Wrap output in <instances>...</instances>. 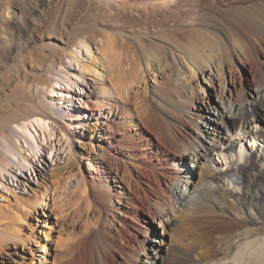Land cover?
<instances>
[{"label": "bare ground", "instance_id": "bare-ground-1", "mask_svg": "<svg viewBox=\"0 0 264 264\" xmlns=\"http://www.w3.org/2000/svg\"><path fill=\"white\" fill-rule=\"evenodd\" d=\"M102 1L113 8L120 0ZM175 1L153 0L151 8L153 13L165 11L161 19L157 16L158 24L177 27L180 35L162 34V50L153 55L138 44L142 64L132 81L119 87L132 52L127 42L133 37L139 41L140 34L158 37L153 30L145 27L134 34L125 26H113L118 37H110L74 23L72 33L57 26V36L42 31L43 24L66 0H0V72L7 59L20 63L8 69L6 78L0 75V173L11 164L24 166L42 146L52 149L60 143L54 137L61 133L45 116L36 117L34 108L53 107L37 97L41 83L50 91L56 92L59 83L68 93L76 91L78 80L60 75L61 68L49 72L50 82L37 78L52 65L63 67L65 58L80 64V77L93 79L100 95L94 109H105L108 119L107 140L94 156L97 179L79 177L81 158L94 148L91 139L68 168L70 175L79 177L76 187L87 210L82 238L64 249L58 264H166L167 259L169 264H264V0ZM184 27L192 34L203 28L212 37L200 31L192 39L183 33ZM21 31L28 35L23 44L1 47L3 40ZM95 43L99 45L93 52L90 45ZM29 49L35 56L27 55ZM195 73L201 80L187 86ZM158 82L163 83V95L153 105ZM31 86L38 87L36 97ZM253 87L256 95L250 98ZM64 98L70 101L65 95L55 97ZM20 99L29 101L34 111H21ZM213 110L224 122L214 118ZM13 122L17 129L10 126ZM89 129L94 133L96 124ZM88 167L94 169L93 163ZM29 210L17 212L7 229L0 211V250L9 242L24 243L20 231ZM204 215L215 218H199L197 229L203 234H194L195 228L186 222ZM204 222L212 228L222 223L237 226L229 231L225 227L210 242ZM154 223L161 224L159 245L150 239ZM50 233H44L46 241Z\"/></svg>", "mask_w": 264, "mask_h": 264}, {"label": "rangeland", "instance_id": "rangeland-1", "mask_svg": "<svg viewBox=\"0 0 264 264\" xmlns=\"http://www.w3.org/2000/svg\"><path fill=\"white\" fill-rule=\"evenodd\" d=\"M151 2H153V0H120L114 4L113 8H110L107 7L106 3H104L102 0H66V2L62 3L59 7L57 6L55 10L52 9L53 11L51 10V12L47 14L48 16H46L45 18L46 23L43 24L46 29L43 28L44 30L42 29V31L53 32L56 35H60V31L57 30L58 28L56 27L61 25L62 27L66 26V30L72 33L70 26L74 23L87 25L91 28L93 27L94 29L96 28L95 30H98V32H102V34L104 32L110 37L117 36V33H114L111 29V27L113 26H125L134 34L135 32L137 33L138 30H143L146 28H148L149 30H153L155 35H158V37L156 36L154 38L149 35L140 34V36L134 35L139 36V41L136 40V37H133L131 38L132 40L127 42V44H130L128 45L130 46L132 52L127 57V64L124 67L125 70L120 74L121 76H119L117 81V84L119 82V87H124L129 84V81H132V79L134 78L133 74H135L138 66L142 64L144 55L139 49V45H142L144 51H146L148 54L153 55L161 52V44L163 43L162 38L164 39V36H168L169 33V36L180 35V33H178L179 30L177 29V27H174L172 25L171 27L173 28L169 26L167 28L165 27L164 29V27L158 24V22L160 23L161 21L160 19L163 17V15L161 16V14L165 12H163L162 9H165L166 5L160 1L161 4H158V7H162V9L160 10V12L158 10V12L156 11V13H153L155 11L151 8ZM177 2L178 0L175 1V3ZM157 16L160 17V19H158ZM154 18L158 19L157 22ZM97 27H101V29L103 30L101 31ZM104 28H106V30ZM168 28L169 30L171 28V30L169 31ZM183 29L186 30L183 31V33L185 32V34H187L188 32V35L192 39L198 38V33L200 31H204V33H207L208 36L210 35L212 37V34L208 31L206 32V30H204L203 28H201V30L199 29L200 31L193 32L194 34H192V31H188L186 27H184ZM162 34L164 36H161ZM27 36L28 35L26 32L21 31L20 34H16L15 36H13V38H8L6 43L5 40H3L4 43H2L1 47H6V44H8V42H13L12 45H14V47L17 45L19 46L23 44V42H25ZM140 42H142V44ZM98 45L99 43L90 45L93 52L97 51ZM26 53L27 55L35 56V53L32 51V49H29ZM26 53L24 56H26ZM229 53L230 52L227 51L228 55H230ZM81 57L83 56L81 55ZM63 63V67L59 66L60 64H56L54 67L53 65L50 66V70L48 68L45 69L46 73H44L45 71L41 72V74L37 75V78H39L38 80H45L48 78V82H50V77H52V74H49V72H51L53 68H61L62 71H60L61 73L59 72L60 75H65V73L70 74L78 80L76 91H71L70 93H68L63 88L62 83H59L60 85L57 86L58 89L56 92L50 91L48 85L45 83H41V85L39 84V88L33 86L30 87V89L34 91L35 97L37 95V97L39 98L43 97V99L47 103H50L49 105L53 106H50L52 108L51 110H46V108H44L43 106L36 107L38 109L34 108V110L39 114L36 115V117L45 116L43 118L51 122L53 126L56 127V130L61 133V135H55L54 137V140L60 139V143L56 141V145H54L52 149H49L48 145H44L41 147L36 156H32L31 158H29L28 162L24 166L18 167L15 164H11L8 171H3L2 173H0V211L5 213V222H7V224H5V229H7L8 226L10 227L13 216L17 215V212L23 213L27 209V207L30 209L25 222L22 223L20 231V237L22 238V240H24V243L19 241L16 244H14L13 242L5 244L4 249L0 250V264H58L62 256L61 254L64 253V249H67V247L68 249L72 248L75 243L78 242L77 240L80 241V239L82 238L81 234L83 235L87 206L85 200L80 195L81 193L79 186H76L79 185V177L86 178L87 180H91L92 178L97 179L95 178V176H93V174H96V176L98 175V170L96 169L97 164L94 156L98 155V151L107 140L105 133L107 129L108 119L104 114L105 109L101 111L98 109H94V106L97 107L95 105V102L97 98L100 97V95L99 93H97L99 88L94 83L93 79L89 76H79L80 64H77L76 62H73L68 58H65L63 60ZM5 64L6 68L4 67L0 72V75L3 78H6L9 75L10 71H8V69H10L11 67L13 68L20 63L17 60L15 61L7 59ZM181 70H185L183 72H186L184 66L181 67ZM3 74L5 75L3 76ZM147 77H149L150 81V76L147 75ZM201 78L202 76L200 74L195 73L187 82V86L195 85L196 81H200ZM163 82L166 83L167 81L165 80ZM161 83H154L157 89L154 92V96L156 98L163 95V88H161L163 83ZM37 88L42 92L38 93V91L36 90ZM158 91L162 92L158 93ZM58 95H65L66 98L70 99V101L65 100V98L62 100L55 99V97ZM249 95L250 96H248L247 94V96L250 98L256 95L254 87L251 88ZM17 100L19 101V99ZM156 101H159V98H157V100L155 99L154 102L153 100H151L153 105L156 104ZM20 102L21 105H19V109L21 111L27 112L28 110L29 112L30 110H32L33 106L28 103L29 101L25 102L24 100L22 102L20 99ZM259 103H261V101ZM27 105H30L29 109ZM24 106H26L27 108H24ZM211 113L213 114L214 118L216 117L215 119L222 120V122H224V119L219 118L218 111L213 110ZM32 118H35V116H33ZM94 124H96L97 129L93 133L89 128ZM10 126L14 129H17L16 122H13ZM211 127L209 128V130H211ZM90 139L93 141L94 148L88 156L84 155L81 158V169L79 172L80 176L76 177L75 175H70L68 173V168L71 163L78 157L77 151L81 149L83 143L88 142ZM1 150L2 148L0 144V152ZM89 163H93L94 169H89ZM189 164L192 169L195 168L192 162H189ZM113 178L114 176L111 175V183H114L115 178L114 180ZM69 185H71L72 188L67 191ZM118 186L119 185H115L114 187L119 190L120 188ZM80 215L83 216L80 217ZM202 216H196L195 219L193 218L191 221L186 222L187 224H190L193 229L195 228L194 234H196L197 232L198 234H203V229H197L200 222L199 218L200 220H205L206 217L207 220L210 217L215 218V216L212 217L210 215H204V217ZM191 222H193V224ZM204 223L205 225L207 224V222ZM244 223L245 221H240L239 225ZM222 224L220 226H213L215 229L212 228L211 225H206V230L204 231H207L208 229L211 233L209 234L211 237L209 238L210 242H212V239H214L217 233L221 234L220 232L223 231L222 229L225 230L227 228V230L229 231L231 229H235L237 226V224L234 223L228 225L226 223ZM153 225L154 229L150 233L151 243H153V245H159L158 236H162L160 234L161 224L154 223ZM217 227H220L221 229L218 228L216 230ZM48 230L51 231L50 239L46 241L44 233H46ZM168 233H164L167 242L170 238V234ZM45 241L47 242V244L44 248L41 245ZM162 246L166 247L165 245ZM169 263H171V260L167 259L166 264Z\"/></svg>", "mask_w": 264, "mask_h": 264}]
</instances>
